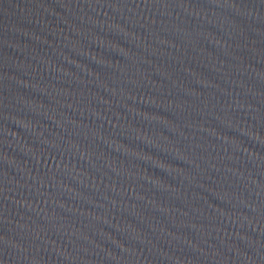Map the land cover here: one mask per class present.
<instances>
[{"label": "water", "instance_id": "95a60500", "mask_svg": "<svg viewBox=\"0 0 264 264\" xmlns=\"http://www.w3.org/2000/svg\"><path fill=\"white\" fill-rule=\"evenodd\" d=\"M0 264H264V0H0Z\"/></svg>", "mask_w": 264, "mask_h": 264}]
</instances>
